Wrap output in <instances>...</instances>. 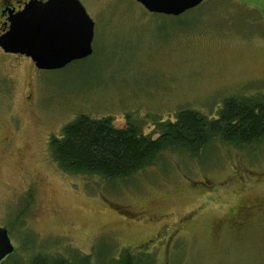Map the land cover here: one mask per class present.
I'll return each instance as SVG.
<instances>
[{
	"label": "rangeland",
	"instance_id": "rangeland-1",
	"mask_svg": "<svg viewBox=\"0 0 264 264\" xmlns=\"http://www.w3.org/2000/svg\"><path fill=\"white\" fill-rule=\"evenodd\" d=\"M79 1L94 22L88 57L45 70L0 49V226L14 246L0 264H107L124 250L152 264H264V138L167 149L109 180L62 170L49 147L79 114L154 138L179 110L264 101V0H203L176 16Z\"/></svg>",
	"mask_w": 264,
	"mask_h": 264
},
{
	"label": "trees",
	"instance_id": "trees-1",
	"mask_svg": "<svg viewBox=\"0 0 264 264\" xmlns=\"http://www.w3.org/2000/svg\"><path fill=\"white\" fill-rule=\"evenodd\" d=\"M158 128L160 133L153 138L131 124L116 127L108 116L91 118L79 114L62 126L59 136L49 139V147L62 170L95 174L107 180L126 178L152 164L167 149L195 154L216 137L238 147L261 140L264 138V101L226 98L215 117L182 109L175 113L174 120ZM106 260L107 264H140L141 260L152 264L154 261L152 257L136 258L125 250ZM75 263V259L40 255L32 261V264Z\"/></svg>",
	"mask_w": 264,
	"mask_h": 264
},
{
	"label": "water",
	"instance_id": "water-1",
	"mask_svg": "<svg viewBox=\"0 0 264 264\" xmlns=\"http://www.w3.org/2000/svg\"><path fill=\"white\" fill-rule=\"evenodd\" d=\"M136 1L150 12L176 16L203 0ZM7 21L0 48L29 57L38 69H60L92 52L94 22L79 0H27L21 9L8 10ZM13 250L7 228L0 226V261Z\"/></svg>",
	"mask_w": 264,
	"mask_h": 264
},
{
	"label": "flooded vegetation",
	"instance_id": "flooded-vegetation-1",
	"mask_svg": "<svg viewBox=\"0 0 264 264\" xmlns=\"http://www.w3.org/2000/svg\"><path fill=\"white\" fill-rule=\"evenodd\" d=\"M0 1H1V7H0V33H1L3 30H6L8 27V21H7L8 10L17 11L21 9L27 0H0Z\"/></svg>",
	"mask_w": 264,
	"mask_h": 264
}]
</instances>
